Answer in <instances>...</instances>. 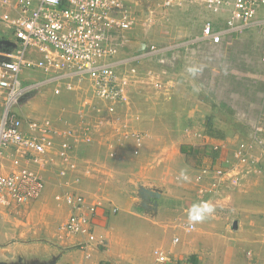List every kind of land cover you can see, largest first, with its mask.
<instances>
[{
	"label": "built area",
	"instance_id": "1",
	"mask_svg": "<svg viewBox=\"0 0 264 264\" xmlns=\"http://www.w3.org/2000/svg\"><path fill=\"white\" fill-rule=\"evenodd\" d=\"M188 5L216 16L205 21L197 43L219 46L246 28L264 26V0H155L149 5L141 0H0V24L11 34L0 40L14 45L0 48L1 206L21 208L39 199L51 181L46 173L53 172L68 187H72L67 181L70 175L75 184L92 177L96 163L74 159L73 153L82 145L95 144L102 132L118 136L117 148L102 144L111 157L129 139L134 142L133 154L140 155L145 137L131 126L132 119H140L131 115H136L132 91L144 83L143 75L152 89H163L160 73L144 74L141 65L150 59L172 65L169 48L153 41L154 31L166 19L159 10L169 14V22L174 9ZM135 40L140 53L126 54ZM35 71L44 74L42 80L24 79ZM85 84L90 100L82 103L73 126L61 125L51 113L29 119L15 109L22 98L44 87H51L53 96L60 97L79 93ZM194 136L198 139L201 134ZM263 157L264 115H260L249 139L238 144L231 158L223 159L217 168L199 171L196 178L202 185L195 204L204 201L214 207L240 187L246 174L261 172ZM62 198L70 209L62 225L64 233L85 238L82 249L106 247V240L94 228L97 210L104 204L90 203L77 189L66 191ZM191 207L177 218L175 230L196 231L197 225L188 222ZM118 212V207L111 206L112 214ZM179 242L175 237L174 243ZM154 255L159 263L168 261L162 249Z\"/></svg>",
	"mask_w": 264,
	"mask_h": 264
},
{
	"label": "rangeland",
	"instance_id": "2",
	"mask_svg": "<svg viewBox=\"0 0 264 264\" xmlns=\"http://www.w3.org/2000/svg\"><path fill=\"white\" fill-rule=\"evenodd\" d=\"M159 12L163 15L161 17L166 16V19L164 18V23L154 31V43L160 48H169L168 56H171L173 53L171 50L178 46L177 53L182 55L189 53L198 61L190 62L192 71L188 76L180 75L178 82L173 76L170 77L167 63H158L156 66L152 59L145 61L143 73L158 71L162 75L160 78L164 86L162 90L152 89L147 84L149 81L146 75H143L144 83L134 89V92L137 91L135 101L143 111L142 124L138 129L134 128L145 137L142 153L138 156L132 153L134 142L131 139L124 141V147L116 151L115 157H111L107 154V150L101 147L96 153V144H108V148L118 147L116 144L118 136L102 132L95 144L82 145L73 153L74 159L91 160L96 163L95 174L76 184L73 178L67 179L73 189L78 191L85 180L101 182L99 188L86 187L84 193L81 190L80 193L91 196L95 203L101 202L119 208V212L113 215V220L116 219L112 222L113 226L120 229L129 226L125 239L133 244L130 249L136 247L140 254L146 256L143 264H154L152 259H149V253L151 250L153 252L155 247L160 248L157 242L166 244L172 239L177 213L174 203L169 200L172 196L168 194L172 195L179 190V195L184 197V192L188 189L197 197V191L202 185L196 178L199 171L193 172L181 167L179 145H186L183 143L189 140V134L190 141H196L194 134H201L198 138L200 140H204L207 135L208 143L217 147L221 143L225 145V150H232V155L229 156L231 158L238 144L249 139L259 116L264 115V61L262 60L264 30L255 26L246 28L239 32L227 47L202 42L194 43L200 31L198 23L194 21L190 23V20L184 23L185 14L175 31H171L169 14L163 9ZM176 15L180 17L181 13ZM10 36V32L0 24V37L9 39ZM235 55L238 57L237 60ZM43 77L41 71L28 72V79L32 81H40ZM87 86L88 84H85L79 88L86 90V93L78 90L77 94L69 93L60 97L53 96L51 87H44L22 98L15 109L23 108L27 103L25 114L28 118H42L53 113L61 125L73 126L76 124L82 103L87 99L90 100ZM235 91L238 96L237 101L234 97ZM225 92L231 93L227 101H231V105L236 108L223 110L218 107L219 104L213 109L206 107L210 106L211 101L220 100L218 98L220 96L216 95ZM70 116L76 119H69ZM209 118H211V129L214 125L217 128L213 130L220 132H216L217 135L210 134ZM132 123L133 121L131 126ZM101 152H104L106 158ZM201 166L217 168L219 163L210 157V160ZM263 168L260 173L246 174L240 187L236 191L228 192L225 198H220L214 206V213L210 215L223 221L232 230L235 212H239L240 206L255 204L247 213L249 221L246 222L245 227L250 244L242 250L247 261H255L254 264H264V256L261 254L264 253V197L258 194L255 196L253 190L249 188L253 180L263 177ZM181 172L187 177L186 180L181 178ZM58 192L56 185H49L32 208L9 215L10 219L15 218L18 235L24 229L28 232V236L23 235L13 241L46 245L51 249L63 247L60 242L61 235L65 234L62 225L66 216L63 205L55 198ZM150 192L152 193L149 194ZM152 194H160V197H154ZM242 194L247 196L245 200L240 201L237 196ZM161 195H165L166 198L163 205L164 213H158ZM147 231L150 234L159 231L158 239L149 237Z\"/></svg>",
	"mask_w": 264,
	"mask_h": 264
},
{
	"label": "crops",
	"instance_id": "3",
	"mask_svg": "<svg viewBox=\"0 0 264 264\" xmlns=\"http://www.w3.org/2000/svg\"><path fill=\"white\" fill-rule=\"evenodd\" d=\"M179 12L181 13V16L177 17L176 14H178ZM185 14H186L185 16L186 20L184 21V23L190 20V23L194 21L195 23H198V25H200L199 35L196 36L197 38L201 34V30L205 21L208 18H216V16L209 14L203 8L198 7L196 5H191V6L188 5L185 7V9L184 8L174 9L170 14L171 18L169 21L170 23L169 29L171 31L173 30L175 31V28L178 27L177 24L179 23V21H182V17ZM256 27L261 30H264V26H256ZM181 28L183 27L181 26ZM237 34L238 33L224 39L225 41L221 45L227 47L229 42H231ZM194 41L196 42V40ZM138 49H139V42L135 40L126 54L129 53L130 55H135L136 54L135 52H138ZM177 50H178V46H176L173 50H171L173 52L171 56H174L173 57L174 62L172 63L171 66L169 65L167 67V70L169 71L170 77L173 76L175 80L178 82L180 81V75L188 76V74H190L189 71L190 62H197L198 59H196L194 56H190L189 53H185L184 55L177 53ZM126 54L124 53L123 55L125 56ZM237 58L238 57L235 55L236 60ZM204 59L205 58H203V60ZM262 60L264 61V57L262 58ZM145 61H149V60H145ZM144 62L141 65V69H143ZM152 62L155 63L156 66L158 65V62L154 60H152ZM160 77H162V75H160ZM24 79L28 80V74L24 76ZM136 92L132 91L133 103L135 104L133 113H135L136 115L134 114L131 115L139 116L140 119L138 121L132 119L133 120L132 125L134 126V128L138 129V127H140V125L142 124L141 119L143 115L141 112L143 111H142V107L141 106L138 107L137 102L135 101ZM230 95L231 93L229 92L216 95V96H220L218 97L220 98V100H217L218 102L213 100L211 101L210 106H206V107L213 109L215 106H217L216 104H219L218 107L220 109L223 110L234 109L236 107L234 105H231L232 102L227 101ZM239 95H241V93H239ZM234 97L235 100L237 101L238 96L236 94V91L234 92ZM0 107H1V103H0ZM26 107H27V103L23 108L21 107L17 110V112L24 118H28V115L25 114ZM0 112H1V108H0ZM70 118L73 119L75 117L70 116L69 119ZM31 119H38V118H31ZM216 128L217 127L213 125V129ZM215 134L217 135V133H214L213 136ZM188 139L189 140L183 144L192 145V146L209 145L211 146L212 149H215L216 147L210 142L208 143L207 135L204 140L196 139V141H190V135ZM131 144L133 143L131 142ZM102 146L103 145L96 144L95 146L97 148L96 153L99 150V147H101V149L104 150ZM181 147L182 145H179L178 155L181 158L180 163L183 169L190 170L193 172H198L201 169L205 168L204 166H201L196 169L190 167L186 163V156L181 152ZM224 147L225 145H222L221 143L218 145L219 150H217V152L219 153V155L216 159H214L217 160L219 166L221 165V161L223 159L228 158L229 156L232 155L231 153L232 150L231 151L225 150ZM104 152L101 153L106 158ZM209 160H210V156L208 155L203 159L202 163L204 164ZM112 161L113 160H111V162ZM5 164L6 166H8L10 163L5 162ZM262 167H264V157L261 168ZM52 173L53 172L46 173L47 176L51 175L50 177L51 181L47 183L46 188L49 185L54 184L59 190L55 198L57 200V197H61V199L57 201L63 205L65 211L64 215L66 216L64 220L65 222L70 214V209L68 205L64 202L62 197L66 193V191L69 192L73 190L74 187L72 188V187H68V185L67 186L61 185V181L56 177L54 173L53 174ZM71 178H73L72 175H70L68 179ZM252 183L253 184L249 188L253 190L252 193H254L255 196H257L258 194L264 197V175L260 179L253 180ZM100 185L101 182L94 181L92 179H89L87 181L85 180L83 184L79 187V192L81 190V192L84 193L85 191L84 188L92 187V189L93 188L96 189L99 188ZM253 187H257L259 189H255ZM179 192L180 191L177 190L173 192L172 195L167 193L168 196H172L169 197L170 198L169 200H171L175 205V211L177 213L175 221L177 220L178 217L186 215L184 214L185 210L193 206L195 204V199H196L194 193L191 194L188 189L186 192H184L185 193L184 197H181L179 195L180 194ZM85 196L87 197L90 203H93V199H91L92 198L91 196L88 197L86 194ZM164 196L165 195H161L159 201L158 213H164L163 205L165 204V200H166ZM246 196L247 195L242 194L237 196V198L238 200L240 199V201H243L245 200ZM39 199L21 208L8 209L0 205V264H143V260L146 256L140 254L136 247L135 248L131 247L130 249V246H132L133 244H130V242H128L125 239V234L128 231L129 226L126 225V227H123L122 229H120L119 227L114 228L112 222L115 221L116 219L113 220V215L115 214L111 213V206L113 205L105 204V203L103 207H99L97 210V214L94 219V228L97 236L103 237L106 240V245H107L106 247H93L91 249H82L81 244L85 243V238L67 236V234L61 235L62 241L60 242V244L63 247L58 246L53 249H51L49 246L46 245L23 244L13 241V239L17 237H23V235L28 236V232L25 231L24 229V231H21L20 234L18 235L17 233L18 227H16L17 223H15V218L10 219L11 217L9 215H13L21 211H28V209L32 208ZM189 199L190 201H188ZM254 205L251 204L248 206L246 205L240 206V210L239 212H235L236 216L234 217L235 219L233 220V223L235 222L237 223V227L236 228L232 227V230L229 229V227L223 221L215 219L212 216H209L201 223H195L197 225V229L192 233H186L180 230L178 231L173 228L174 233L172 232L173 235L171 241L167 242L166 244L164 243L160 244L159 242H157L159 244L157 246H160V248L157 247H155V249L153 248V252L151 250V253H149L150 254L149 259L150 260L152 259V263L154 264L155 262L156 264H254L255 261L253 262L247 261V259L242 254V250L248 244H250L247 239L245 227H246V222L249 221V217L247 213L249 212V210L252 209ZM158 233L159 231L150 234L147 231V235H149V237L153 236L155 237V239H158ZM175 237L180 238L179 243H174ZM156 249H162L167 253L168 261L166 263H159L156 260L154 255V251ZM130 250H132L131 253H129ZM87 253L90 254L89 258L86 257ZM171 254L173 255L172 257ZM261 254L262 256H264V253Z\"/></svg>",
	"mask_w": 264,
	"mask_h": 264
},
{
	"label": "trees",
	"instance_id": "4",
	"mask_svg": "<svg viewBox=\"0 0 264 264\" xmlns=\"http://www.w3.org/2000/svg\"><path fill=\"white\" fill-rule=\"evenodd\" d=\"M210 134L218 132L211 129V118L208 119ZM220 133V132H218ZM181 152L186 156V163L192 168H199L203 163V159L206 156H210L213 159H216L219 155L217 150L212 149L211 146H192V145H182Z\"/></svg>",
	"mask_w": 264,
	"mask_h": 264
},
{
	"label": "clouds",
	"instance_id": "5",
	"mask_svg": "<svg viewBox=\"0 0 264 264\" xmlns=\"http://www.w3.org/2000/svg\"><path fill=\"white\" fill-rule=\"evenodd\" d=\"M189 71H192V69ZM181 178L185 180L187 179L183 172H181ZM214 211L215 209L210 202L202 201L194 204L188 212V222L190 224L201 223L213 214Z\"/></svg>",
	"mask_w": 264,
	"mask_h": 264
},
{
	"label": "water",
	"instance_id": "6",
	"mask_svg": "<svg viewBox=\"0 0 264 264\" xmlns=\"http://www.w3.org/2000/svg\"><path fill=\"white\" fill-rule=\"evenodd\" d=\"M145 5H149L151 2H154L155 0H141ZM7 46V47H13V43L7 40H0V48ZM152 192H150L149 194H151ZM153 195V194H152ZM154 197H160V194H155L153 195ZM237 227V223H234V228Z\"/></svg>",
	"mask_w": 264,
	"mask_h": 264
}]
</instances>
